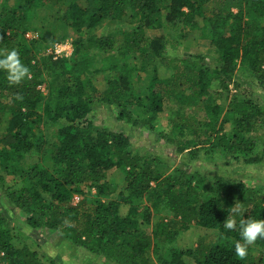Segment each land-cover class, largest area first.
I'll return each instance as SVG.
<instances>
[{
    "label": "trees",
    "instance_id": "obj_1",
    "mask_svg": "<svg viewBox=\"0 0 264 264\" xmlns=\"http://www.w3.org/2000/svg\"><path fill=\"white\" fill-rule=\"evenodd\" d=\"M47 2L60 7L58 20L80 35L69 58L39 56L44 44L60 41L48 32L25 37L34 11ZM106 20L121 24L118 45L110 35L93 32ZM156 29L172 30V48L197 33L215 52L214 62L184 55L169 78L160 79L152 66L143 81L139 73L155 58L171 60L167 40L149 38ZM5 49L19 52L31 77L10 86L0 71V264H44L26 245L12 244L6 210L21 213L30 230L57 232L56 243L69 252L114 264H264V239L254 244L261 252L257 259L250 247L242 261L234 253L240 218L264 219V196L245 194L240 184L211 173L207 167L218 165L204 159L216 155L223 168L264 159V143L257 151L252 136L260 108L228 89L239 72L264 88V0H14L0 8ZM98 53L105 55L98 59ZM202 97L208 102L194 117L188 107ZM170 100L177 107L172 133L190 135L170 150L171 158L182 156L190 164L171 171L168 162L140 157L129 130L98 128L88 120L95 105L105 106L133 129L131 135L142 129L151 134ZM44 121L52 128L49 139L38 129ZM113 169L123 174L119 191L105 180ZM85 188L94 190L90 198ZM74 195L84 199L72 205ZM236 203L237 230H225L222 223ZM192 226L215 231L216 241L177 248L174 241Z\"/></svg>",
    "mask_w": 264,
    "mask_h": 264
},
{
    "label": "rangeland",
    "instance_id": "obj_2",
    "mask_svg": "<svg viewBox=\"0 0 264 264\" xmlns=\"http://www.w3.org/2000/svg\"><path fill=\"white\" fill-rule=\"evenodd\" d=\"M14 0H0V8L2 4L6 3L8 6L13 4ZM52 2H47L38 7L34 11L32 18L28 21V29L30 33L37 36L43 32H48L54 37L60 39L58 42H50L44 44L43 48L39 51L40 57H50L52 60L57 58H69L73 52V42L80 36L79 33H74L71 29H68L60 20V7L52 6ZM80 3V1H79ZM121 24L111 20H106L100 27L93 29V32L96 35H110L116 45L121 41ZM172 30H163L156 29L148 32L150 39H155L162 37L166 39V52L165 55L169 53L170 61L168 59H159L155 58L152 64L146 66L145 70L140 74L141 79L144 81L147 78L148 73L151 71L152 66L156 69V74L160 79H167L173 73V67H179L181 64L178 61V57H183L184 55L191 56H202L206 59L207 62H214L216 58L215 52L211 50L209 42L203 38H200L199 35L193 34V37H190L186 40H178L173 48L172 44L168 43V36L172 34ZM85 37V35H82ZM164 42V41H163ZM162 42V44H163ZM104 53H98L96 57L98 59L100 56H104ZM168 57V58H169ZM135 65H139V61H132ZM144 83V82H143ZM98 89H102V86H99ZM215 86H210L209 93L211 94L210 100L212 103H218L211 91H214ZM231 95H235L237 99L248 100L252 99L256 102L257 106L262 112V118L256 124V129L254 130L252 136L259 141L257 151L261 150L260 146L264 143V88L259 87L254 81L243 76L242 73H237V76L234 79L233 84L228 86ZM39 90L44 95L46 94L45 85H41ZM208 102L206 97H202L197 105L188 107L192 110L194 117H199L201 112L202 105H205ZM176 106L173 101H167L164 104V110L161 115L158 116L154 124L153 131L149 134L145 129L135 130L133 135L131 131L133 129L119 121L115 118V111L112 109L95 105L93 111L88 116L94 126L98 128L122 131L126 132L129 130V138L132 144V148L136 149V152L143 159H151L156 157L161 159L165 165L170 166L171 169H175L177 164L190 162L186 159L183 160V157L171 158L170 150L172 145L179 143L182 139H189L190 135L184 133L182 136L175 133H172L171 121L175 118L176 115ZM39 130L44 134L45 138L49 139L52 136V128L46 122H41ZM175 134V135H174ZM174 135V136H173ZM205 161L210 164H217L218 166L207 167L211 173H216L221 177H225L230 183L240 184L245 194L252 197L264 196V159L259 164L253 165H235L232 164L229 167L222 166V158L217 157L216 155H211L210 157L204 156ZM36 156L30 157V161H35ZM202 167V166H200ZM168 171V172H169ZM167 172V171H165ZM8 184L12 182V178L8 177L5 179ZM105 180L116 188V191H119L124 186L123 174L118 169H113L107 172ZM85 195L88 198L94 194L93 189L85 188ZM84 196L74 195L72 198V205L77 204L78 202L84 199ZM3 201H1L0 206H2ZM4 210V207H2ZM5 211V210H4ZM122 213L126 212V208L121 209ZM5 216L8 219V227L11 229L12 233L15 235V239L12 241V244L15 247L20 248L21 245H26L30 250L34 251L38 258L44 263L48 264L50 259H53L56 264H114L112 262H107L103 258H93V256L85 254L83 251L69 250V247L66 244L58 245L56 240L58 239V234L55 231L48 230H30L24 223L23 215L19 212H10L5 211ZM145 232L150 234V226H146ZM217 239V234L215 231H210L202 229L196 226H192L189 231L179 234L177 239L174 241V245L181 250L194 249L198 242H202L204 245L210 246ZM249 254L258 258L261 254L258 247L255 245L250 246Z\"/></svg>",
    "mask_w": 264,
    "mask_h": 264
},
{
    "label": "clouds",
    "instance_id": "obj_3",
    "mask_svg": "<svg viewBox=\"0 0 264 264\" xmlns=\"http://www.w3.org/2000/svg\"><path fill=\"white\" fill-rule=\"evenodd\" d=\"M0 71L6 74V80L10 86H19L24 80L31 77L30 69L21 62L19 52L16 49L0 50ZM16 99L22 101L23 96L17 94ZM232 215L227 216L222 225L225 230L236 231L237 219L240 215L238 203L231 208ZM239 240L234 242V253L239 260L246 259L248 249L257 240L264 239V219L239 220Z\"/></svg>",
    "mask_w": 264,
    "mask_h": 264
},
{
    "label": "built area",
    "instance_id": "obj_4",
    "mask_svg": "<svg viewBox=\"0 0 264 264\" xmlns=\"http://www.w3.org/2000/svg\"><path fill=\"white\" fill-rule=\"evenodd\" d=\"M25 37L27 38V39H34V38H36V36L35 35H33L32 33H30V32H28L26 35H25Z\"/></svg>",
    "mask_w": 264,
    "mask_h": 264
}]
</instances>
